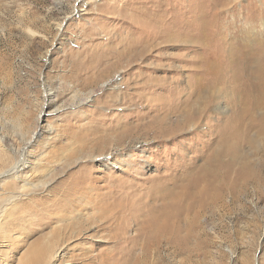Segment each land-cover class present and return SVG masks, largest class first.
<instances>
[{
    "label": "rangeland",
    "instance_id": "1",
    "mask_svg": "<svg viewBox=\"0 0 264 264\" xmlns=\"http://www.w3.org/2000/svg\"><path fill=\"white\" fill-rule=\"evenodd\" d=\"M263 52L264 0H0V264L65 224L29 214L63 179L90 207L61 264L117 223L167 226L154 264H264V108L235 89Z\"/></svg>",
    "mask_w": 264,
    "mask_h": 264
},
{
    "label": "bare ground",
    "instance_id": "2",
    "mask_svg": "<svg viewBox=\"0 0 264 264\" xmlns=\"http://www.w3.org/2000/svg\"><path fill=\"white\" fill-rule=\"evenodd\" d=\"M257 67L261 69L262 72V80L257 84H254L253 81L249 82L246 77L244 79L241 78L240 75L236 76L239 85H236L235 89L241 93L248 108H253L255 106H263L264 108V52L262 53V56L257 59ZM250 79L252 80V78ZM256 127L257 130H259L260 134L264 135V116L260 117L257 120ZM1 142L2 140L0 141V143ZM0 151L5 154V150L3 148H1ZM4 158L5 157L3 156V159ZM11 161L13 162L12 159ZM13 163L15 164V162ZM169 178L173 179L176 177L172 176ZM45 184L46 183H44L43 185ZM76 189H78L76 179L71 181L63 179L51 186L50 190L52 191V194L50 196H47V198H45V200H43L40 205L38 204L39 206H29V214L36 215L37 219L41 220L42 223L46 220H44V218L47 216L48 218L57 217L59 218V220L64 221L65 224L59 228H53L54 230L51 236H46L44 239L40 237L37 243H32L27 249L24 258V264H61L67 254L59 253V251H68V249H66L68 245L71 246L72 242L83 239V237L80 235L83 234L86 228L84 227V225H82V220L80 219V221L79 217L81 215L80 212L90 207L88 206L90 201L78 202L76 208H71L70 210L71 205L74 207V203L77 202L75 201V199H73L74 194L77 193ZM84 191L85 189L82 190V192ZM56 203H60L59 208L56 210H50V206ZM100 203L101 201H99L97 205H100ZM96 209L100 212V215H98L97 218L98 220H93L91 224L88 225V228H91L93 224V226L96 225L100 230L105 228L108 229L107 227L112 228V225H114V223L118 221L119 215L116 213L118 211H115L114 213L113 207L105 208L104 210L100 208ZM62 211H70L69 214H73L67 215V213H64ZM2 213L4 214V211H2ZM24 217L25 215L22 216V218ZM88 218L89 217H87V219ZM39 220L38 222H40ZM42 223H39L41 225V228L44 226V224ZM116 225L118 230L116 229V233H114L113 231L114 234L111 235L109 239V243L111 245H109L106 249H101L97 253L91 254L90 248H80L77 255L75 254L71 256H76L78 258L80 257V260H82V264H154V258L160 259L159 255L157 254V249L160 246V242L164 238H166V240L168 239L169 230H167V226L154 227L152 225H148L144 227L143 231L139 232L138 236H130L128 235L127 228H122V226L118 225V223ZM140 242H142L143 246L140 252H138L137 248ZM106 250L112 251L113 253L111 255H108L107 253H105Z\"/></svg>",
    "mask_w": 264,
    "mask_h": 264
}]
</instances>
